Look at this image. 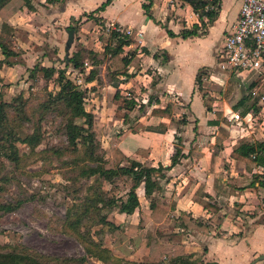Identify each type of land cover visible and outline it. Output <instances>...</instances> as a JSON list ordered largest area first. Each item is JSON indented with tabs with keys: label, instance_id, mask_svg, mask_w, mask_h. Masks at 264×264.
Listing matches in <instances>:
<instances>
[{
	"label": "crops",
	"instance_id": "0c3cea01",
	"mask_svg": "<svg viewBox=\"0 0 264 264\" xmlns=\"http://www.w3.org/2000/svg\"><path fill=\"white\" fill-rule=\"evenodd\" d=\"M104 1L61 0L49 3L47 0H31L32 9L23 7L10 17L7 23L16 32L15 41L23 49V57L37 55L32 51L31 46L42 44L51 46V43H57L56 38H59L61 29L66 31L73 21H78V30L88 32V41L91 39L99 49L101 46L98 45L97 35L103 27L106 28L113 24L132 30L131 36L135 43L126 45L123 49L135 51V57L128 67V76L121 77L122 82L117 88L102 78L101 81H104L106 88L98 90L101 85L99 84L101 83L99 73L101 64L96 66L91 60L90 64L84 60V71L79 72L69 65L67 73L75 71L77 73L76 83L81 86L84 95L86 90L93 94L92 110L86 109V107L85 109L91 112L95 120L103 125L102 130L110 134L116 127H119V130H115L116 135L112 134L108 138V142L112 140L118 142V147L124 154L121 165L128 166L129 160L134 159L150 166L158 164L168 166L176 145L187 156L182 157L180 163L165 172L167 180L162 183L164 188L162 195L154 192L150 197H146L142 186H140L136 193L137 196L138 192L142 193L144 203L138 196L139 205L132 214L121 213L118 207H113L108 212L107 219L118 227V223L111 218L114 211H118L120 216L134 218L139 212V208L145 206L144 209H140L144 213V215L140 214L141 218L156 227L165 226L166 228L171 220H175V226L163 232L164 234L170 233V238L179 233L189 236L188 230H194L200 239L207 243V252L200 260L197 259V254L194 255L196 258L193 260L197 259L195 260L196 264L217 262L219 261L217 255L224 252H228L229 256L224 262L221 261L222 263L247 264L258 254L257 252L262 251L255 243L254 237L259 229L264 231V219L252 234L251 232L247 236L243 234L241 238H237L238 243L234 245L226 243L221 237L214 238L215 233L212 226L215 217L220 216V222L222 221L220 229L229 233H232L230 230L232 229L237 234L235 228L238 227V223L236 225L235 222L240 217L236 212L233 219L229 217V211L233 206L236 205L240 211L246 209L248 204L242 200L243 196H251L252 201L249 200V202L256 205L254 207H258V209L264 205V178L262 180L261 176H258L264 175V169L260 166H251V169L247 170L245 163L230 156L231 149L242 138L264 142V102L261 101V96L260 98L256 97L259 93L264 94V82L259 85L255 95H252V89H245L240 85L239 93L234 90L229 97H223L220 108H216V101L211 100L213 104L210 110L204 103L203 90H198L195 86L200 85L196 83L197 73L202 68L213 65L225 34L231 29L239 15L240 1L219 0L216 18L209 21L206 16H203V22L193 12L190 5L180 0H152L150 7L152 19L149 18L148 22L144 21L142 17L139 19V15L146 16L141 5L147 0H113L104 10L93 13L98 21L86 16ZM181 22L184 23V26L181 25ZM189 23L197 27V33L182 38L179 32L182 28L191 29ZM202 26L204 29L201 34H198L203 28ZM166 28L171 30L174 36H169ZM157 31H160V35H165V39L170 42L169 45L163 42L157 45ZM191 46H195L196 49L194 50ZM123 53V55L127 54V52ZM41 55L44 59H48L45 52H42ZM67 60L66 58L65 64H67ZM93 68H98L97 77L86 81V76ZM152 74L159 76L158 83H155ZM130 88L148 93V95L142 94L147 96L146 102L137 103L134 96L130 94L136 104L131 109L126 108L123 90ZM116 92L118 96H114ZM85 100L86 97H84ZM186 104L190 110L188 113L184 112L185 115L182 116L176 112V105L184 106ZM166 107H169L173 119L151 114L153 108L164 109ZM215 110L221 111L222 116L219 119H216ZM231 112H239L242 115L241 123L235 124L228 119L227 116ZM190 116L194 117L193 123L190 121ZM225 118L228 121L227 124L223 121ZM179 119H185L187 123L178 125L176 121ZM212 120H218V125L210 124ZM160 123H164L166 127L159 126ZM125 125L126 128H120ZM220 125L228 130V135L218 145L216 137H218L217 128ZM149 127L153 129H148ZM177 130L180 133L181 142L175 138ZM183 131L185 136L181 135ZM212 155L214 156V165L211 168ZM248 180V184L255 181L256 191L244 190V193H240L239 186L243 181ZM200 185L203 198L218 207L216 212L207 211L193 201L192 196ZM220 188H232L234 193L231 195L235 200L226 206L221 204L218 199ZM151 200H157L170 206L167 223H154L151 220L149 207ZM184 214L200 221L205 229L181 224L183 217H186ZM137 217L135 225L141 222L139 214ZM227 221L230 225L224 224ZM134 223L131 222V224ZM227 235L228 233L225 232L223 238ZM168 241L170 240L168 239ZM181 242L186 243V240ZM180 254L182 255V253ZM143 258L145 261L151 262L159 257L150 255L148 251L143 255ZM259 261L254 264H258Z\"/></svg>",
	"mask_w": 264,
	"mask_h": 264
},
{
	"label": "rangeland",
	"instance_id": "374dc122",
	"mask_svg": "<svg viewBox=\"0 0 264 264\" xmlns=\"http://www.w3.org/2000/svg\"><path fill=\"white\" fill-rule=\"evenodd\" d=\"M133 11L135 12L134 9ZM141 17L144 21H149L147 16L139 15V19ZM207 23L209 22L207 21ZM181 25L184 26V23L182 24L181 22ZM70 26L72 28H67L73 29L74 34L73 42L68 49L65 44L67 32L62 29L61 33H59V38H56L57 43H51V46L43 44L31 46L32 51L37 54L35 56L21 57L20 55H12L5 58L0 49V103L5 104L6 126H8L4 129L3 135L0 136V252L24 253L43 264H75L78 260H82L81 258L84 259V264L172 263L169 260L160 261L163 260V256L157 255V251L158 247L161 246L166 249L170 248V250H179L183 254L180 256L187 258V260L193 256L190 259L191 262L196 258L195 254L198 255L197 259L200 260L207 252L208 245L204 240L200 239L196 231L188 230L189 236L179 233L175 237L171 236L170 238V233L164 234L163 232L172 229L176 224L175 220H171L166 228L165 226L156 227L147 222L146 219L143 220L141 218L140 214L144 215V213L140 209H144L145 206L139 208V212L134 218L120 216L118 211H114L111 218L118 223L119 228L117 227V229L106 225H92L90 232L93 238L102 240L103 246L111 250L112 256L111 258L105 257L106 262L100 261L96 256L88 255L79 241L77 233L84 232L89 226L88 222L85 221L78 232H75L76 230L72 231L67 227V219L69 218L67 208L74 202H79L75 198L86 194L85 188L89 181L78 178L77 171L69 163L73 158V154L69 152L68 147L66 117L62 115L63 111H56V108L61 105L57 103V105L53 104L47 107V104H45L47 100H52L50 94L55 96L59 91L56 77L45 80L37 76L36 73L30 72L29 69L36 64L63 68L65 67L66 58L92 41L91 39L88 41V32L78 30V21H73ZM193 26L189 23L190 28H193ZM202 27L198 34H201L204 29V26ZM162 32L164 31L162 30ZM156 35L157 45L162 42L166 45L170 44L165 39V35H160V31H157ZM3 36L7 38L6 36L10 35L5 33ZM98 45L101 46L100 43ZM7 47L12 52H16L17 44L11 43ZM191 48L196 49L195 46H191ZM100 49L102 51V47ZM42 52H45V56L47 55L48 59L43 58ZM123 52L128 53L129 50L123 49ZM218 52L215 61L212 63L213 65L200 70L202 81L200 85H195L198 90H203L206 100L216 101V108L222 106L227 81L231 77L219 65ZM85 60L90 64V60ZM102 61L99 68L101 82L99 84L101 85L98 90L104 89V81L110 80L109 76L111 74L108 59H102ZM68 72H70L69 76L76 81L77 73L75 71ZM102 78H104V81H101ZM152 78L155 83H158L159 76L157 74H152ZM252 78L253 76L251 75L247 76L244 84L248 85L249 80ZM236 83L234 90L239 93L238 86L240 85L239 82L236 81ZM126 93L132 94L137 103L146 102L147 96L142 94L148 95L146 92L142 93L131 88L123 90L124 96ZM261 95L262 93H259L258 97L260 98ZM85 97L86 109L92 110L91 99L93 94L86 90ZM175 107L177 108L176 112L182 116L185 115L184 112L188 113L190 111L188 104L184 106L176 105ZM193 120L194 117L190 116L191 123H193ZM144 121H146L145 118ZM37 122H39L41 136H38L40 138L39 143L31 148L23 138L30 136L36 130ZM120 128H126V125ZM115 130H119V127H116L110 134L103 130L101 131L100 146L102 154H104V148L110 146L108 138L112 134L114 135ZM181 135L185 136L184 131L181 132ZM97 154H100L98 150ZM258 176H261L263 180V174ZM124 182L123 191L116 193V196H125L129 182L127 179H124ZM248 182L249 180L243 181L239 186L240 193H244L242 187ZM103 188L107 190L109 185L104 183ZM233 193L232 188H220V192H218L220 196L218 198L219 202L224 206L233 202L235 200L231 195ZM138 194L144 203L142 193L138 192ZM250 198L251 196L242 197V200L248 204L246 209L240 211L235 205L229 211L231 219H233L235 212L240 217L235 222L236 225L238 223V227L235 228L237 234L232 229H230L232 233L220 229L222 221L220 222L221 217L217 216L212 226V230L215 233L214 238L218 239L221 237L226 243L234 245L238 243L237 238H241L243 234L246 236L250 232L252 234L253 230L264 219V205L258 209V207H254L256 205L249 202V200L252 201ZM235 207L236 209H234ZM138 214L141 222L135 225L138 220ZM132 221L135 223L131 224ZM228 222L224 224L230 225ZM225 232L228 235L223 238ZM183 240H186V243H182L181 241ZM254 240L262 251L257 252L258 254L247 264H254L259 260L258 264H264V258L261 259L260 257L264 255V231L262 229L256 232ZM148 251L150 255L159 258L151 262L145 261L143 255ZM185 252H190L193 255H187ZM228 254V252L220 253L217 255V257L219 256V261L214 263L226 264L222 262L225 259L227 260ZM177 264H181V262L179 261Z\"/></svg>",
	"mask_w": 264,
	"mask_h": 264
},
{
	"label": "trees",
	"instance_id": "16d2710c",
	"mask_svg": "<svg viewBox=\"0 0 264 264\" xmlns=\"http://www.w3.org/2000/svg\"><path fill=\"white\" fill-rule=\"evenodd\" d=\"M49 3L59 2L61 0H47ZM113 0H105L100 6L94 11L87 14V17H92L95 21H98L93 16L94 12L104 10ZM181 2L187 3L191 6L194 13L197 14L200 21L203 22V16H206L209 21H213L217 15V6L219 0H180ZM152 0L142 3V8L146 16L152 19L150 14ZM213 6V9L205 11V6ZM23 7L32 9L31 0H0V49L1 53L5 58L10 56L20 55L22 57L24 51L17 45L16 52H12L7 45L16 43L15 36L16 32L14 28L7 23L8 19L12 17L16 12L21 10ZM72 28V26H69ZM196 26L194 25L191 29L182 28L179 35L182 38L196 35ZM166 32L169 36H174V33L166 28ZM5 33H9L10 36H3ZM98 42L101 44V49L97 48L93 41L88 42L85 46L79 49L77 52L67 58V64L63 68H56L55 66H44V65H33L29 69L30 72L36 73L37 76L48 80L52 77H56L59 91L47 100L45 104L47 107L50 105L60 104L56 111H63L62 115L66 117V134L68 138L69 152L73 154L72 160L69 162L73 165L77 171V177L89 181L84 196H80L77 199L79 202H74L70 207L67 208L69 218L67 219V227L72 231L78 232L84 222H88L84 232H78L77 236L79 241L83 245L86 253L91 256H96L100 261L106 262L105 257L112 256L111 250L108 247H104L102 240H95L92 233L90 232L92 225L108 226L110 228H117L114 224L107 219V214L112 210L113 207H118L121 213L132 214L136 207L139 205L138 196L136 190L142 186L144 195L150 197L154 192L159 195L163 194L164 188L162 187L163 181L167 180L165 172L168 171L175 164L180 163L182 157H186L183 154L182 149L176 145L174 153L171 156L170 165L164 166L158 164L156 166H150L140 161L130 159L128 166L121 165L124 160V154L118 147V142L112 140L108 148H104V154H102L100 141L102 138V127L103 125L95 120L94 115L87 111L84 106V91L76 81L69 76L67 73V67L70 65L71 68L78 70L79 72L84 71V60L89 59L94 65L99 66L103 61L102 59H108L109 67L111 68L109 83L114 87H118L122 82L121 77L128 76V67L131 65L135 57V51L129 50V52L123 55V47L135 43L132 36H126L120 34L111 29H105L104 27L99 30L97 35ZM100 47V48H101ZM101 56V57H100ZM98 75V68H93L89 71L86 76V81L95 79ZM202 81V74L200 72L196 75V83L200 84ZM237 81V80H236ZM233 77H229L227 81L226 91L223 97H229L237 85ZM238 82V81H237ZM245 89H251L254 86V82L248 83V85L240 84ZM240 87V86H238ZM114 96H118L117 92ZM258 98V95H256ZM124 105L126 108L131 109L135 106L136 102L133 97L124 96ZM204 103L208 110L211 109V100L204 99ZM5 104L0 103V136L3 135L6 126V112L4 109ZM141 107V106H140ZM216 119L222 116L220 111L214 112ZM246 113V111H244ZM152 115L164 116L169 119H173L170 114L169 107L164 109L153 108L151 110ZM79 121V122H78ZM227 124V119H223ZM178 125L187 123L185 119H179L176 121ZM218 125V120L210 121V124ZM159 126L166 127L164 123H160ZM148 129H153L149 127ZM179 129V128H178ZM216 144H220L222 139L228 135V130L223 126L217 128ZM115 134V133H114ZM116 135V134H115ZM39 122H37L36 130L30 135L25 136L23 140L28 143L29 147L33 148L38 143L40 138ZM175 138L178 142H181L180 133L177 130ZM97 150L98 153L97 154ZM190 153V152H189ZM188 153V154H189ZM231 158L245 163L246 169L250 170L251 166H260L264 169V142L253 141L247 138L238 140L237 144L230 151ZM214 165V156L211 157L210 167ZM256 178V177H254ZM124 179L129 182V187L125 192V197L116 196V193L123 191ZM257 180V179H255ZM104 183L109 185V188L105 190L103 188ZM255 181L246 184L242 187L243 190L255 192L254 187ZM261 183V182H259ZM193 201L199 204L203 209L216 212L218 207L211 204L202 196V186L200 185L194 192ZM151 210L150 218L154 223H167L169 220L168 213L170 206L159 202L157 200H151L149 203ZM181 224L193 227L203 228L200 221L194 220L189 215L184 214ZM157 254L163 256V260H169L172 263L177 264H196L195 260L191 262L190 257L185 259L181 257L178 250H167L164 247L159 246ZM183 255V254H182ZM78 260L75 264H84V259ZM185 259V260H184ZM29 260V261H28ZM185 262H184V261ZM0 264H43L38 262L27 254H17L15 252H0ZM201 264H216V263H203Z\"/></svg>",
	"mask_w": 264,
	"mask_h": 264
},
{
	"label": "built area",
	"instance_id": "2783aa9c",
	"mask_svg": "<svg viewBox=\"0 0 264 264\" xmlns=\"http://www.w3.org/2000/svg\"><path fill=\"white\" fill-rule=\"evenodd\" d=\"M239 1V15L225 34L218 52L219 65L242 85L247 76H253L248 83L254 82L251 93L255 95L259 85L264 82V0ZM209 9H213V6L206 5L205 11ZM105 29L132 35L130 28L124 29L113 24ZM126 96L131 97L130 93H126ZM260 99L264 102V94ZM227 117L235 124L243 120L238 112H231Z\"/></svg>",
	"mask_w": 264,
	"mask_h": 264
},
{
	"label": "water",
	"instance_id": "95a60500",
	"mask_svg": "<svg viewBox=\"0 0 264 264\" xmlns=\"http://www.w3.org/2000/svg\"><path fill=\"white\" fill-rule=\"evenodd\" d=\"M66 32H67V40H66L65 44H66V48L68 49V48H70V46L73 42L74 30L71 28H67ZM260 257H261V259L264 258V255H261Z\"/></svg>",
	"mask_w": 264,
	"mask_h": 264
}]
</instances>
